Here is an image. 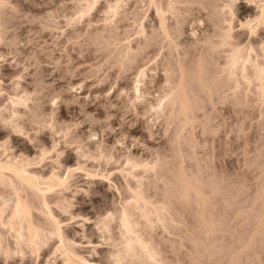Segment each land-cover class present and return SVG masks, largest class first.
<instances>
[{"label": "rangeland", "instance_id": "1", "mask_svg": "<svg viewBox=\"0 0 264 264\" xmlns=\"http://www.w3.org/2000/svg\"><path fill=\"white\" fill-rule=\"evenodd\" d=\"M168 2L0 0L4 24L0 117L17 122L21 129L12 132L0 125V264H99L101 258L107 262L112 249L106 241L121 233L129 246L149 248L131 209L144 199L146 173L155 166L152 154L168 150L181 135L178 126L160 118L180 111L162 93L160 73L153 75V68L144 75L136 71L120 76L117 70L107 86L86 85L78 93L80 103L63 101L76 95L70 89L82 82L89 65L107 59L84 43L87 37L106 26L125 38L132 32L139 39L144 27L151 31L153 26L170 34L177 21ZM225 3L228 8L220 7L231 23L237 48L258 51L264 44V0ZM184 10L195 13L203 25L201 35L215 33V24L203 8ZM190 42L186 38L185 43ZM164 51L156 49L152 59ZM249 58L248 54L232 57V63L239 64L240 87L247 79ZM54 93L61 94L57 117L38 127L32 123V113L39 107L40 115L50 117ZM80 104L101 121L113 115L111 126L116 131L102 137L93 136L98 128L77 127L84 119ZM227 109L221 112L224 119L235 123L247 117L248 127L255 129L257 110L232 104ZM121 136H127L122 144L117 143ZM81 140L86 143L81 145ZM208 144L215 151V142ZM103 145L113 150L105 152ZM223 148L225 155L231 151L227 141Z\"/></svg>", "mask_w": 264, "mask_h": 264}, {"label": "clouds", "instance_id": "2", "mask_svg": "<svg viewBox=\"0 0 264 264\" xmlns=\"http://www.w3.org/2000/svg\"><path fill=\"white\" fill-rule=\"evenodd\" d=\"M221 4L229 7L225 0H169L168 8L177 21L170 34H161L153 26L151 31L144 27L139 39L132 32L125 38L106 26L84 41L107 59L89 65L82 82L70 89L76 95L64 104L80 103L78 93L86 85L93 89L109 85L110 75L117 70L120 76L136 71L144 75L154 68L153 75L159 72L163 79L162 93L180 109L160 116L178 126L181 135L168 150L152 154L155 166L146 173L144 199L131 209L149 248L129 246L121 233L106 241L112 252L107 262L101 258L99 264H264V44L253 53L237 48ZM186 8L207 11L215 33L201 35L203 25ZM186 38L191 42L186 44ZM158 48L165 51L152 59ZM244 54L250 58L247 79L240 87L239 64H233L232 57ZM60 99V93L53 94L50 117L40 115L37 107L32 123L47 126L44 121L57 117ZM229 104L257 110L259 119L252 121L255 129L248 127L247 117L235 123L224 119L221 112H227ZM80 114L84 119L77 127L98 128L93 136L116 131L111 126L113 115L101 121L82 104ZM0 125L21 131L17 122L3 117ZM126 140L127 136H121L117 143ZM209 141L215 142V151L209 149ZM226 141L231 148L227 155ZM102 149L113 150L105 145Z\"/></svg>", "mask_w": 264, "mask_h": 264}, {"label": "snow or ice", "instance_id": "3", "mask_svg": "<svg viewBox=\"0 0 264 264\" xmlns=\"http://www.w3.org/2000/svg\"><path fill=\"white\" fill-rule=\"evenodd\" d=\"M81 15H83V13H82ZM137 95H139V93H137ZM53 151H55V145L53 146ZM47 155H48V153L45 152V156H47ZM41 159H43V157H41ZM68 171H69V172H72L73 169H69ZM63 243H64V241H63V239L61 238V240H60V244H61V246L63 245ZM58 251H60V249H58Z\"/></svg>", "mask_w": 264, "mask_h": 264}, {"label": "bare ground", "instance_id": "4", "mask_svg": "<svg viewBox=\"0 0 264 264\" xmlns=\"http://www.w3.org/2000/svg\"><path fill=\"white\" fill-rule=\"evenodd\" d=\"M10 164H11V163H10ZM10 164H9V165H10ZM12 164H14V163H12ZM0 167H1V166H0ZM11 167H13V168H14V167H17V164H15V166L12 165ZM23 167H24V166H23ZM18 168H21L20 165L18 166ZM18 168H15V169H18ZM24 169H25V168H24ZM24 169L22 168L21 171H23V172L26 173V171H25ZM18 172H20V171H18ZM19 175H21V174H19ZM22 175H23V174H22ZM23 176H24V175H23ZM23 176H22V177H23ZM25 177H26V175H25ZM64 180H65V179H64ZM82 260H84V259H82ZM86 264H88V262H87Z\"/></svg>", "mask_w": 264, "mask_h": 264}]
</instances>
